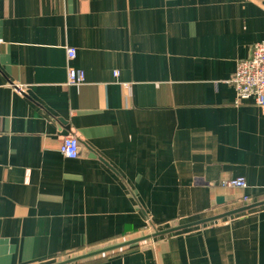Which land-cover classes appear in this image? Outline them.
I'll return each instance as SVG.
<instances>
[{
  "label": "crops",
  "instance_id": "obj_1",
  "mask_svg": "<svg viewBox=\"0 0 264 264\" xmlns=\"http://www.w3.org/2000/svg\"><path fill=\"white\" fill-rule=\"evenodd\" d=\"M261 41L264 0H0V264H264V205L151 236L264 201V108L227 84Z\"/></svg>",
  "mask_w": 264,
  "mask_h": 264
},
{
  "label": "built area",
  "instance_id": "obj_2",
  "mask_svg": "<svg viewBox=\"0 0 264 264\" xmlns=\"http://www.w3.org/2000/svg\"><path fill=\"white\" fill-rule=\"evenodd\" d=\"M68 60L75 57L72 48L66 50ZM85 74L82 70L69 67L67 70V86L84 83ZM227 84L233 88L237 101L252 100L255 105L264 108V41L251 47L247 59L237 61L234 72ZM21 91V89H19ZM79 143L74 135L62 138L60 152L66 159H75L79 155ZM223 188L244 190L247 188L243 178L225 180L221 183ZM244 202L250 203L251 199L243 196Z\"/></svg>",
  "mask_w": 264,
  "mask_h": 264
},
{
  "label": "water",
  "instance_id": "obj_3",
  "mask_svg": "<svg viewBox=\"0 0 264 264\" xmlns=\"http://www.w3.org/2000/svg\"><path fill=\"white\" fill-rule=\"evenodd\" d=\"M220 201H221V198H218L217 199V202H220ZM262 205H264V201L257 202V203L251 204V205H247V206H244V207H241V208H238V209H234V210L228 211L226 213H223L221 215H218L216 217L202 219V220H200L198 222L191 223V224H188V225H182V226L170 228V229H167V230H164V231H158V232L156 231L151 236L152 237H156V236H160V235H166V234H169V233H172V232H175V231H178V230H182V229H185V228H189V227H193V226H197V225H202L204 223H208L210 221H214V220H217V219L223 218V217H228V216H231V215H234V214L243 212V211H247V210H250V209H253V208H256V207H260ZM145 239H146V237L139 238V239H135L133 241H129L127 243H124V244H121V245H118V246H115V247H110L108 249H104V250H101V251L89 253L87 255L79 256V257H76V258H73V259H69V260L64 261V262H61L59 264H69V263H72V262H75V261H79V260L84 259V258H88V257L94 256V255L103 253L105 251H110V250L116 249V248L121 247V246H124V245H128V244H133V243H136V242H140V241L145 240Z\"/></svg>",
  "mask_w": 264,
  "mask_h": 264
},
{
  "label": "rangeland",
  "instance_id": "obj_4",
  "mask_svg": "<svg viewBox=\"0 0 264 264\" xmlns=\"http://www.w3.org/2000/svg\"><path fill=\"white\" fill-rule=\"evenodd\" d=\"M149 234H151V233H149ZM141 236H143V235H140V236H137V237H141ZM120 242H121V241H120ZM120 242H118V245H119ZM68 258H70V257H64V258H62V259H61V258H60V259H56V261H57V262H61V261H65V260H67ZM56 261H54V262L57 263Z\"/></svg>",
  "mask_w": 264,
  "mask_h": 264
}]
</instances>
